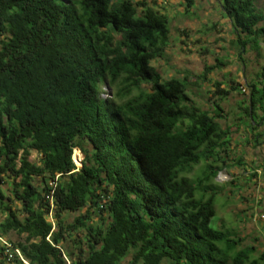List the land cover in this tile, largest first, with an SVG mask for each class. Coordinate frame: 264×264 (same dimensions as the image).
I'll use <instances>...</instances> for the list:
<instances>
[{"label":"trees","instance_id":"16d2710c","mask_svg":"<svg viewBox=\"0 0 264 264\" xmlns=\"http://www.w3.org/2000/svg\"><path fill=\"white\" fill-rule=\"evenodd\" d=\"M183 1L187 13L196 4ZM218 2L240 51L259 52L256 0ZM169 42L168 17L138 0H0V182L20 179L13 194L24 216L2 207L0 238L26 235L10 245L12 259L0 249L9 264H122L128 256L129 264H264V253L254 258V248L239 249L240 239L211 225L218 191L209 186L231 141L220 101L230 91L216 83L213 110L197 107L187 78L165 81L152 65ZM218 62L194 84L225 65ZM259 78L249 85L252 131L264 125V66ZM203 162V174L189 179ZM86 208L72 223L63 218ZM92 213L109 224L93 223ZM81 230L84 240L65 249Z\"/></svg>","mask_w":264,"mask_h":264},{"label":"rangeland","instance_id":"374dc122","mask_svg":"<svg viewBox=\"0 0 264 264\" xmlns=\"http://www.w3.org/2000/svg\"><path fill=\"white\" fill-rule=\"evenodd\" d=\"M138 1L147 3L166 15L170 21L169 47L163 58L152 62L165 81L187 78L190 98L197 107L209 112L213 110V104L219 102L215 84L220 83L221 90L230 91L227 99L220 101L223 118L218 119V122L224 131L230 132L231 141L226 152L221 154L226 163L219 165L224 170L209 186L218 191L215 200L216 216L211 225L215 229L225 228L230 231L241 240L239 249L252 247L255 249L253 257L259 258L264 253V137L260 136L264 133V125L258 122L257 129L252 131L246 108L251 91L249 85L261 81L259 75L264 66V41L260 42L259 52L250 48L241 52L236 45L233 27L218 0H195V6L188 13L183 0ZM256 7L264 12V0H256ZM218 60L225 65L210 73L206 82L194 84L206 67L219 65ZM104 91L105 97L113 96V91L107 88ZM85 147L91 151L90 145ZM75 150V160L79 163L82 158L78 151L80 149ZM29 159L33 164L41 165L42 156L37 151L32 150ZM206 166L207 163L203 162L187 177L196 180L206 170ZM19 181H15V176L9 174L0 182L3 193V199H0V223L7 217L2 207L22 210L13 194V185ZM34 182L42 186L39 178ZM86 212L87 208L81 212L65 213L63 218L67 223H72ZM23 217L21 211L20 218ZM92 217L93 223L101 224L102 218H105V225L110 222L107 215L92 213ZM49 220L53 221V217L50 216ZM85 233L81 230L77 236L68 239L65 249L75 250L76 245H79L77 241L84 240ZM25 238L26 235L11 231L0 238V249ZM1 253L0 250V264H9ZM130 260L131 256H128L122 264H129ZM162 264L171 263L164 260Z\"/></svg>","mask_w":264,"mask_h":264},{"label":"built area","instance_id":"2783aa9c","mask_svg":"<svg viewBox=\"0 0 264 264\" xmlns=\"http://www.w3.org/2000/svg\"><path fill=\"white\" fill-rule=\"evenodd\" d=\"M79 152H80V154H81V161L78 163L76 160H75V154H74V158H73V161H74V163L76 164V166L79 168L80 167V165H81V163H82V161H83V156H82V152L80 151V150H78ZM74 152L76 153V150H74ZM57 178H59V177H57ZM50 186L51 187H54L55 186V184L54 183H51L50 184ZM7 246L5 247L6 248V254L8 255V258H9V260L10 259H12V257H13V254H12V252H11V250H12V248H11V246H9L8 244H6ZM17 254L18 255H20V253L17 251Z\"/></svg>","mask_w":264,"mask_h":264}]
</instances>
